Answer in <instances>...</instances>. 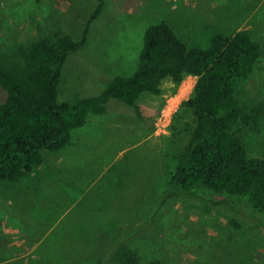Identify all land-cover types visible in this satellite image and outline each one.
I'll use <instances>...</instances> for the list:
<instances>
[{"label":"rangeland","instance_id":"rangeland-1","mask_svg":"<svg viewBox=\"0 0 264 264\" xmlns=\"http://www.w3.org/2000/svg\"><path fill=\"white\" fill-rule=\"evenodd\" d=\"M100 3L86 46L63 68L58 102L131 76L146 29L164 22L192 50L247 31L262 56L236 96L249 109L264 104V0H0V52L44 35L79 40ZM161 88L141 95L140 116L110 100L30 175L0 181V264H118L114 252L125 246L157 264H264V212L248 199L171 184L195 122L183 114L174 133L157 136L165 97L177 90L170 80ZM6 99L0 87V104ZM237 129L249 155L264 159V119L259 132Z\"/></svg>","mask_w":264,"mask_h":264},{"label":"trees","instance_id":"trees-1","mask_svg":"<svg viewBox=\"0 0 264 264\" xmlns=\"http://www.w3.org/2000/svg\"><path fill=\"white\" fill-rule=\"evenodd\" d=\"M100 3L82 37L44 35L0 52V87L7 94L0 104V181L18 182L44 162L45 152H59L71 144V132L85 126L90 114L103 115L110 100L133 107L140 116L142 94H162L170 80L175 89L189 76L197 77L191 98L177 117L189 113L195 126L177 157L171 184L191 191L248 199L264 212V159L251 157L237 127L260 131L264 104L251 109L236 96L242 82L255 72L262 48L247 31L217 35L205 50H192L164 22L149 26L137 70L112 79L94 97L75 103L58 102L63 68L84 48ZM171 132V131H170ZM118 264H157L128 246L117 247Z\"/></svg>","mask_w":264,"mask_h":264},{"label":"built area","instance_id":"built-area-1","mask_svg":"<svg viewBox=\"0 0 264 264\" xmlns=\"http://www.w3.org/2000/svg\"><path fill=\"white\" fill-rule=\"evenodd\" d=\"M196 82L197 77L189 76L180 84L175 93L165 97L155 121V134L157 136H165L170 133L175 116L182 104L191 97Z\"/></svg>","mask_w":264,"mask_h":264}]
</instances>
